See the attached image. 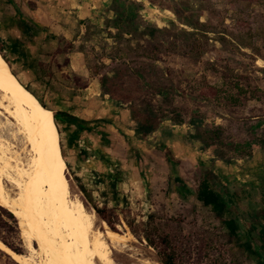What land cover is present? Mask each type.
<instances>
[{
	"label": "rangeland",
	"instance_id": "obj_1",
	"mask_svg": "<svg viewBox=\"0 0 264 264\" xmlns=\"http://www.w3.org/2000/svg\"><path fill=\"white\" fill-rule=\"evenodd\" d=\"M133 1L142 5L141 23L163 31L144 45L152 60L138 50L131 54L130 61L119 64L126 73L116 93L131 97V104L140 111L145 112L147 106L159 107L170 117L180 116L182 123L174 125L165 120L151 135L137 137L129 104L121 102L124 105L121 108L129 111V119L118 124L116 136L120 140L115 142L114 178L110 180L90 170L101 169V156L94 153L92 141L81 135L78 123L60 119L59 140L71 199L83 205L101 232L104 222L92 206L105 208L117 216L115 233L122 234L124 241L121 246L111 245L110 254L116 264H157L155 251L142 237V231L147 227L149 230V225L159 234L168 236L176 246L178 264H255V258L245 251L243 244L249 240L255 242L258 230L264 227V216H260L264 209V4L245 7L227 0H158V4L153 5L147 0ZM185 7L195 11L201 21L209 19L212 23L213 32L208 33V40L203 43L204 52L199 57L189 48L198 40L203 42L202 34L193 33L172 12L175 8L185 15ZM12 12V6L0 0V45L11 64L14 57L7 50L9 33L2 19ZM245 27L259 29L262 33L254 39L252 50L240 47L234 38ZM95 34L90 32L87 39L92 36L91 43L78 48L89 49V58L85 59L88 68L91 63L101 64L104 72L112 75L119 63L115 59L111 62L114 42L107 36ZM137 67L142 68L149 86L143 85ZM234 80L249 88L239 104H232L227 98L228 93H235ZM205 85L219 89L218 96L201 97L198 92ZM151 86L162 92L157 93ZM0 113L2 125L12 124V119L2 110ZM196 126L219 129L220 139L225 144L250 143L251 147L241 154L220 147L219 155L223 158H219L191 138ZM4 138L11 145L14 157L26 165L30 158L28 144L24 140ZM162 148L171 153L172 162L164 160ZM208 166L228 186L230 193L236 194L232 197L233 209L244 219L239 241L228 236L222 223L230 212L222 219L217 218L195 198L199 172ZM175 177L183 180L186 189L174 183ZM3 184L10 196H15L17 190L6 180ZM8 214L0 206V238L20 255L37 260L27 250L17 220ZM124 216L133 223L140 238L131 234ZM149 216L152 219H147ZM248 225L255 226L256 230L251 232ZM32 247L37 249L35 243ZM66 253L70 256L72 251L68 249ZM0 264L17 263L0 251Z\"/></svg>",
	"mask_w": 264,
	"mask_h": 264
},
{
	"label": "bare ground",
	"instance_id": "obj_2",
	"mask_svg": "<svg viewBox=\"0 0 264 264\" xmlns=\"http://www.w3.org/2000/svg\"><path fill=\"white\" fill-rule=\"evenodd\" d=\"M0 110L12 119V124L0 122V206L15 217L27 250L37 260L12 252L1 241L0 250L17 264H116L110 249L122 245V234L105 223L99 231L83 205L71 199L53 113L23 87L1 54ZM5 136L28 144L26 165L14 157ZM3 180L17 190L15 196Z\"/></svg>",
	"mask_w": 264,
	"mask_h": 264
},
{
	"label": "crops",
	"instance_id": "obj_3",
	"mask_svg": "<svg viewBox=\"0 0 264 264\" xmlns=\"http://www.w3.org/2000/svg\"><path fill=\"white\" fill-rule=\"evenodd\" d=\"M6 1L13 8L2 19L14 57L11 70L39 104L76 119L101 156V169L90 170L113 180L118 124L129 119V111L102 92L78 48L91 43L87 29L104 36L105 20L114 18L112 0Z\"/></svg>",
	"mask_w": 264,
	"mask_h": 264
},
{
	"label": "trees",
	"instance_id": "obj_4",
	"mask_svg": "<svg viewBox=\"0 0 264 264\" xmlns=\"http://www.w3.org/2000/svg\"><path fill=\"white\" fill-rule=\"evenodd\" d=\"M147 1L153 5L158 4V0ZM227 1L228 3L242 4L245 7L264 4V0ZM141 9L142 5L133 0H112L110 11L114 14V18L105 20V28L103 29V32L104 36L112 39L115 45V53L114 57L111 59V62H113V59H115V61L119 63H117L115 70L111 73L112 75L104 72V67L101 64L97 65L91 63L89 69L91 70L93 77L98 80L101 90L106 96L115 100L116 102H122L126 105L129 104L128 109L130 111L131 120L136 124V128L134 129L135 136L145 138L157 131L160 124L165 120L172 122L174 125H180L182 121L180 120V116L177 114L173 113L174 115L170 117V114L167 111H164L159 107L154 108L147 106L145 112L140 111L137 107L131 104V97H121L116 93L120 88V79L122 75L126 73V69L119 68V66L122 64L124 65V61L126 60L130 61L131 54L138 50H140L141 54L148 60H152V58L144 50V45L154 41L156 35L163 31L162 29H158L152 25L144 23L142 24L139 15ZM183 11H186L187 14L183 15V13L180 11H176L175 8L172 9V12L175 14L177 20H181V24L191 28L193 33L199 32L202 34L203 42L198 40L197 43H193V45H190L189 48L190 52H192L194 56L199 57L204 52L203 43L208 40V33L213 32L211 29L212 23L209 21V19H207L205 22L201 21L200 16H198L195 11L190 10L188 7L183 8ZM85 34L87 38L89 35L88 29L87 33ZM261 34L262 33L259 29L245 27V29L234 38L240 47L252 50L254 48V39L259 37ZM80 52L84 56V61L86 58H89L90 51L87 49V47L84 48V46H82ZM0 54L9 68H11L9 62L2 53L1 45ZM11 72L13 75H15L12 70ZM129 72H131V70ZM136 72L138 77L143 80V85L146 87L149 86L148 82L144 78L145 75L142 73V68L140 69L137 67ZM233 85L235 93H228L227 98L232 104L242 103V98L248 93L249 88L241 85L237 80H234ZM152 88L154 89V87ZM155 91L157 93L162 92L161 89H156ZM219 93V89L208 85L203 86L198 92V94L204 98H216ZM41 106L45 108L43 104H41ZM53 117L59 133L61 129H59L58 121H60L61 117H66L69 118V120L76 121L74 117L56 112L53 113ZM191 138L203 144L207 151H212L215 156L219 158H223L222 155H219L220 147L230 148L232 152L237 154L246 152V150L248 151L251 147L250 143L225 144L220 139L219 129H212L209 127L196 126ZM160 152L167 163L172 162V156L168 149L162 148ZM173 181L179 187L186 189V186L180 177H175ZM80 191L82 194L85 193V191L82 189ZM232 197H236V194L230 193L228 186L221 181V179L212 171L210 166L206 167L205 169L203 168V170L199 172L198 186L195 191L196 200L204 207L210 209V211L217 218L222 219L227 212H230V216L222 220V223L228 232V236L235 241H239V233L243 226L244 219L241 214L237 213V211L233 209L234 202ZM92 208L96 215L108 226V228L111 231L116 232L114 223L115 220L118 221L117 216L105 208H99L97 206H92ZM8 216L13 219L11 213L10 215L8 214ZM260 216H264V209H262ZM147 219L152 218L149 216ZM123 220L129 228L131 234L136 238H140L139 234H137V232L134 230L133 223L130 222L125 216L123 217ZM144 226L148 225L145 224ZM248 228L251 230V232L256 230L255 226L248 225ZM142 232V237L156 253L157 264H178V251L176 246L171 243L168 236L159 234L157 229L150 225L149 230L147 227V229H144ZM0 241L12 252L20 254L17 249L9 247L1 238ZM243 248L249 254L253 255L255 258V264H264V227H261L260 230H258L255 242L252 240L246 241L243 244Z\"/></svg>",
	"mask_w": 264,
	"mask_h": 264
},
{
	"label": "water",
	"instance_id": "obj_5",
	"mask_svg": "<svg viewBox=\"0 0 264 264\" xmlns=\"http://www.w3.org/2000/svg\"><path fill=\"white\" fill-rule=\"evenodd\" d=\"M41 105V104H40Z\"/></svg>",
	"mask_w": 264,
	"mask_h": 264
}]
</instances>
